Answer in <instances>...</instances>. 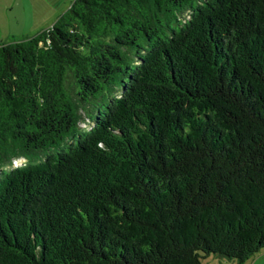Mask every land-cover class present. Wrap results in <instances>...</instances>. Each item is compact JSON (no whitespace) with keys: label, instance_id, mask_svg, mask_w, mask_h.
Wrapping results in <instances>:
<instances>
[{"label":"trees","instance_id":"trees-1","mask_svg":"<svg viewBox=\"0 0 264 264\" xmlns=\"http://www.w3.org/2000/svg\"><path fill=\"white\" fill-rule=\"evenodd\" d=\"M261 249L264 0H73L0 41V264Z\"/></svg>","mask_w":264,"mask_h":264},{"label":"rangeland","instance_id":"rangeland-1","mask_svg":"<svg viewBox=\"0 0 264 264\" xmlns=\"http://www.w3.org/2000/svg\"><path fill=\"white\" fill-rule=\"evenodd\" d=\"M73 0H0V41L10 40L13 37H22L33 34L38 30L50 26ZM14 33V34H13ZM82 126L91 125L88 117L81 121ZM24 157L15 158L9 166L25 162ZM253 256H249L247 260ZM202 264H229L227 257L209 253L201 256Z\"/></svg>","mask_w":264,"mask_h":264},{"label":"crops","instance_id":"crops-1","mask_svg":"<svg viewBox=\"0 0 264 264\" xmlns=\"http://www.w3.org/2000/svg\"><path fill=\"white\" fill-rule=\"evenodd\" d=\"M5 3H6L5 7L8 10V0H6ZM251 256H253V257L251 259L245 261L244 264H264V249L259 250L258 252L252 254Z\"/></svg>","mask_w":264,"mask_h":264}]
</instances>
